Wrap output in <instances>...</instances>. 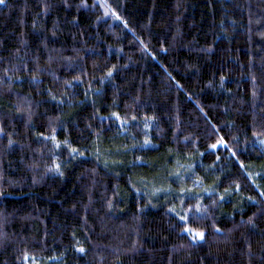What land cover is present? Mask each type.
Instances as JSON below:
<instances>
[{
    "label": "trees",
    "instance_id": "1",
    "mask_svg": "<svg viewBox=\"0 0 264 264\" xmlns=\"http://www.w3.org/2000/svg\"><path fill=\"white\" fill-rule=\"evenodd\" d=\"M0 264H264V0H3Z\"/></svg>",
    "mask_w": 264,
    "mask_h": 264
},
{
    "label": "snow or ice",
    "instance_id": "2",
    "mask_svg": "<svg viewBox=\"0 0 264 264\" xmlns=\"http://www.w3.org/2000/svg\"><path fill=\"white\" fill-rule=\"evenodd\" d=\"M0 3H3V0H0ZM213 147H215V145H213Z\"/></svg>",
    "mask_w": 264,
    "mask_h": 264
}]
</instances>
